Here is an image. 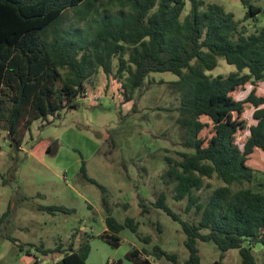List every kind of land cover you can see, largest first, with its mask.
I'll use <instances>...</instances> for the list:
<instances>
[{"label":"trees","instance_id":"trees-1","mask_svg":"<svg viewBox=\"0 0 264 264\" xmlns=\"http://www.w3.org/2000/svg\"><path fill=\"white\" fill-rule=\"evenodd\" d=\"M189 1L191 8L181 21L186 0H0V130L5 127L11 144L21 148L16 136L20 123L41 118L48 124L61 117L62 110H76L78 99L87 94L86 81L99 67L121 83L123 103L152 80L151 73H173L177 79L171 83L180 94L177 121L186 129L183 144L187 150L172 160L166 176L175 181L173 197L186 198L185 210L194 206L198 218L181 216L168 204L164 191L152 203L180 223L188 251L186 264H199L198 240L214 241L221 256L237 248L240 261L236 264H258L253 247L256 243L264 246V186L234 188L232 184L253 180L254 169L248 160L255 149H264V96L257 94L255 87L241 99H235L232 92L264 80V26L248 33L221 5L208 3L201 11L203 0ZM240 1L248 8L245 19L256 18L261 12L249 0ZM100 4L105 12L113 5H118L119 11L103 16L90 38L79 29H62L66 11L78 9L89 16L98 12ZM51 30L54 35L50 38ZM218 57L235 65L236 71L207 74L217 66ZM247 103L254 108L253 121L239 144L235 134L246 127L240 114ZM202 115L212 124L210 135L199 134L209 124L201 120ZM44 143L45 150L52 149L50 143ZM82 171L96 182L88 175L85 162ZM213 174L223 183L204 200L196 191L205 185L204 176ZM99 185L105 192L106 186ZM103 200L110 213L107 229L99 236L119 246L121 229L128 226L137 233L138 222L132 216L118 221L107 197ZM138 203L140 213L148 211L142 196ZM44 208L68 210L62 205ZM8 211L0 215V226ZM138 235L149 241L148 235ZM64 245L60 242L50 248L32 243L30 247L36 246L43 254L61 251L56 264H95L87 261L91 249L88 236L79 247L74 241ZM30 247L28 253H32ZM150 254L173 261L177 257L159 244L151 249L132 246L125 255L133 264H153Z\"/></svg>","mask_w":264,"mask_h":264},{"label":"rangeland","instance_id":"rangeland-1","mask_svg":"<svg viewBox=\"0 0 264 264\" xmlns=\"http://www.w3.org/2000/svg\"><path fill=\"white\" fill-rule=\"evenodd\" d=\"M203 1L199 7L201 11L208 3H217L231 12L248 33L264 26V0H249L261 12L256 18L249 16L247 19L248 8L240 0ZM190 8L191 2L186 0L181 21ZM118 11L119 6L113 5L105 12L104 5L100 4L96 14L84 16L78 9H70L60 24L64 31L79 29L83 36L90 38L103 16H113ZM86 29H89L87 34ZM52 30L50 38L54 35ZM217 59V66L206 71L207 74L216 76L236 71L235 65L228 64L222 57ZM149 77L152 80L135 90L132 100L123 103L121 83L114 76L108 77L99 67L86 81L87 94L78 99L76 110L64 109L61 117L48 124H43L41 118H35L29 124L25 120L20 123L16 136L21 148L12 145L8 130L1 128L0 215L9 211L0 226V264H56L63 255L61 251L43 254L30 244L54 248L60 242L67 245L74 241V246L79 247L87 236L91 245L87 257L90 263L133 264L125 255L129 248L144 246L151 249L154 244H159L177 257L173 261L150 254L154 264H186L188 251L180 223L152 203L159 192L164 191L168 204L181 216L198 218L193 213L194 206L185 210L186 198L177 200L173 197L175 181L166 176L172 160L179 159V152L187 150L183 144L186 129L177 121L180 94L171 83L177 77L171 72H153ZM253 87L257 94L264 96V80L239 88L232 95L235 99L244 98ZM253 110L247 103L240 114L246 127H240L235 134L239 144L248 134ZM201 120L209 124L199 134L210 135L212 124L205 115ZM46 141L53 150H45ZM83 162L88 175L96 182L84 176ZM248 163L254 169L253 180L233 183L234 188L264 186V149H255ZM204 181L203 188L196 191L204 200L215 186L223 183L216 174L204 176ZM99 183L106 186L105 192ZM104 196L118 221L124 222L127 216L137 220L138 232L142 236L148 235V242L128 226L119 232L122 238L119 246H113L99 236L107 229L106 217L110 213L104 204ZM140 196L148 206L147 212L140 213ZM47 205H62L68 210L50 211L44 208ZM76 230L77 235L73 237ZM29 247L32 253L26 251ZM197 247L199 264H236L240 261L237 248H230L221 256L212 240H198ZM253 248L258 264H264V246L256 243Z\"/></svg>","mask_w":264,"mask_h":264},{"label":"crops","instance_id":"crops-1","mask_svg":"<svg viewBox=\"0 0 264 264\" xmlns=\"http://www.w3.org/2000/svg\"><path fill=\"white\" fill-rule=\"evenodd\" d=\"M153 264H154V262H153Z\"/></svg>","mask_w":264,"mask_h":264},{"label":"water","instance_id":"water-1","mask_svg":"<svg viewBox=\"0 0 264 264\" xmlns=\"http://www.w3.org/2000/svg\"><path fill=\"white\" fill-rule=\"evenodd\" d=\"M51 150H53V149H51Z\"/></svg>","mask_w":264,"mask_h":264}]
</instances>
